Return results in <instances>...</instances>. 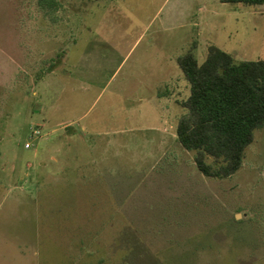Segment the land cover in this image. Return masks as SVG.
Listing matches in <instances>:
<instances>
[{
	"label": "rangeland",
	"instance_id": "374dc122",
	"mask_svg": "<svg viewBox=\"0 0 264 264\" xmlns=\"http://www.w3.org/2000/svg\"><path fill=\"white\" fill-rule=\"evenodd\" d=\"M193 44L264 60V4L0 0V264H264V127L227 178L177 139Z\"/></svg>",
	"mask_w": 264,
	"mask_h": 264
},
{
	"label": "trees",
	"instance_id": "16d2710c",
	"mask_svg": "<svg viewBox=\"0 0 264 264\" xmlns=\"http://www.w3.org/2000/svg\"><path fill=\"white\" fill-rule=\"evenodd\" d=\"M220 1L264 4V0ZM194 46L177 57L189 94L180 102L185 112L176 122V135L184 149L194 151L195 165L203 175L227 178L242 166L255 130L264 127V60H236L211 44L199 62Z\"/></svg>",
	"mask_w": 264,
	"mask_h": 264
},
{
	"label": "built area",
	"instance_id": "2783aa9c",
	"mask_svg": "<svg viewBox=\"0 0 264 264\" xmlns=\"http://www.w3.org/2000/svg\"><path fill=\"white\" fill-rule=\"evenodd\" d=\"M40 134V130L38 129V128H33V130H32V135H39ZM25 147H30V144L29 143H26L25 144Z\"/></svg>",
	"mask_w": 264,
	"mask_h": 264
}]
</instances>
